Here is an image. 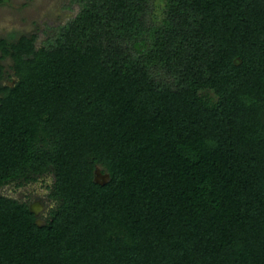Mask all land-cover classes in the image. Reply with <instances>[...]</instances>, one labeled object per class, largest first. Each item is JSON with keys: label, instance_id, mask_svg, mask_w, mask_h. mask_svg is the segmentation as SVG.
Wrapping results in <instances>:
<instances>
[{"label": "trees", "instance_id": "obj_1", "mask_svg": "<svg viewBox=\"0 0 264 264\" xmlns=\"http://www.w3.org/2000/svg\"><path fill=\"white\" fill-rule=\"evenodd\" d=\"M75 1L0 38V264H264V0Z\"/></svg>", "mask_w": 264, "mask_h": 264}, {"label": "rangeland", "instance_id": "obj_2", "mask_svg": "<svg viewBox=\"0 0 264 264\" xmlns=\"http://www.w3.org/2000/svg\"><path fill=\"white\" fill-rule=\"evenodd\" d=\"M157 15L162 14L164 0H155ZM79 4L75 0H4L0 1V38L16 40L22 35L37 34V46L46 40L47 34L61 24H65L79 12ZM14 35V36H13ZM6 65V70L12 74L9 58L0 61ZM4 83L13 85L15 80L5 79ZM52 177L41 178L38 182L25 186L8 184L0 187V194L31 201H40L45 211L49 201L47 195ZM46 207V208H45ZM40 212V213H41Z\"/></svg>", "mask_w": 264, "mask_h": 264}, {"label": "water", "instance_id": "obj_3", "mask_svg": "<svg viewBox=\"0 0 264 264\" xmlns=\"http://www.w3.org/2000/svg\"><path fill=\"white\" fill-rule=\"evenodd\" d=\"M241 60L237 59L236 63H240ZM109 179L108 173H103L100 168L96 170V176L95 181L100 184H105ZM43 209V205L40 203V201H36L31 204V211L34 212L37 216L40 214L41 210ZM39 223H41V220H38Z\"/></svg>", "mask_w": 264, "mask_h": 264}, {"label": "clouds", "instance_id": "obj_4", "mask_svg": "<svg viewBox=\"0 0 264 264\" xmlns=\"http://www.w3.org/2000/svg\"><path fill=\"white\" fill-rule=\"evenodd\" d=\"M34 203V202H33Z\"/></svg>", "mask_w": 264, "mask_h": 264}]
</instances>
